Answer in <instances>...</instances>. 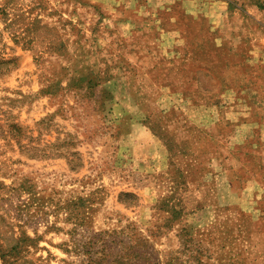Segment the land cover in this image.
<instances>
[{
    "label": "rangeland",
    "instance_id": "obj_1",
    "mask_svg": "<svg viewBox=\"0 0 264 264\" xmlns=\"http://www.w3.org/2000/svg\"><path fill=\"white\" fill-rule=\"evenodd\" d=\"M262 9L0 0V264H264Z\"/></svg>",
    "mask_w": 264,
    "mask_h": 264
},
{
    "label": "crops",
    "instance_id": "obj_2",
    "mask_svg": "<svg viewBox=\"0 0 264 264\" xmlns=\"http://www.w3.org/2000/svg\"><path fill=\"white\" fill-rule=\"evenodd\" d=\"M264 11V9H262ZM151 16V23H157V21H160V18H158V20L156 21V16L158 14L155 13L154 14H149ZM155 17H154V16ZM163 14L160 13V15L158 16H161ZM157 16V17H158ZM128 23V22H127ZM218 29H220V26L219 25H215L214 27H212V36L209 37V41L212 42V48L210 50H212L213 52V59H221L222 56H224V52L226 51V56L224 59H236L235 57L237 56V47H236V37L235 34L229 32L228 35H226L224 32L222 31H219ZM148 32V36L151 37L152 40H156V41H159L161 43H164L165 41V38H169V36H171V30H169L166 26V24L164 23H160L159 27H155L153 29V26H151V28L149 30H141L142 34H145V32ZM262 38V37H261ZM255 41L258 40V37H255L253 38ZM217 42H219V44H217ZM247 47H245V50L244 49H239V53H241L242 51L246 52L247 51ZM250 49H251V46H250ZM252 52V50H251ZM242 55V54H240ZM253 57V56H252ZM252 57H248L247 59H252ZM257 75V73H256ZM261 78H263V76H260ZM246 96H249V95H246ZM249 99H251L249 101ZM253 97L251 98V96H249V98L246 100V110L249 109V112L252 113V112H255L257 110V107H256V103L253 102ZM263 100H261L262 102ZM260 103V102H259ZM263 111H264V108H263ZM232 122H235L236 124V121L233 120ZM264 128V122L260 124V129Z\"/></svg>",
    "mask_w": 264,
    "mask_h": 264
}]
</instances>
